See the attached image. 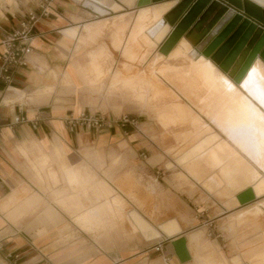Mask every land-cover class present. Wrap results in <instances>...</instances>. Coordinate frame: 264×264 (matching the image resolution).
<instances>
[{"label": "crops", "instance_id": "1", "mask_svg": "<svg viewBox=\"0 0 264 264\" xmlns=\"http://www.w3.org/2000/svg\"><path fill=\"white\" fill-rule=\"evenodd\" d=\"M173 1L54 0L50 15L37 20L25 63L12 71L9 84L0 83V264H164L165 258L170 264H248L244 261L246 254L232 251L227 240H197L196 233L211 226L218 229L234 212L238 211L237 219L244 217L242 212L249 209L240 212V208L256 199L253 196L243 203L238 201L246 192V171L252 177L257 172L264 177L254 166L259 163L264 168V128H259L254 115L246 114L235 101L233 107L211 108L224 96L222 86L231 84L264 113V70L260 64L256 62L236 86L218 66L195 51L200 36L193 31L169 56L157 55L154 63L164 58L185 61L188 65L185 70L168 66L148 77V85L157 97L173 99L161 86L159 73L165 78L175 77L170 83L176 84L187 98L199 92L198 100H208L202 113L207 120L206 128L219 134L222 149L237 153H231V157H212L211 162L204 157L200 164L205 168L198 166L200 159L185 163L192 166L189 173L197 181L195 191L190 190L189 194L178 192L172 179L165 182L148 166L146 159L163 162L170 155L166 150L171 147L159 127L160 135L143 122L135 127L114 123L102 129L70 130L67 126L68 120L85 113L112 121L118 119L99 95L87 89L94 88L105 74L99 58L102 52L115 56L112 40L120 45L119 33L130 18L125 44L129 37L136 43L140 38L149 48L146 51L159 53L173 28L157 44L146 31L162 16L163 13L155 16L161 6L174 4ZM38 2L0 0V63L4 41L20 30L21 21L29 13L38 12ZM104 2L114 3L119 9L114 11ZM144 50L142 46L140 51ZM124 52L132 56L128 44ZM120 77L121 73H115L110 81L114 90L124 84L129 94L137 92L133 86L139 76ZM174 110L180 113L177 108ZM209 116L217 119L212 122L207 119ZM16 118H22L23 122L15 123ZM249 118L252 119L247 122ZM227 134L231 136L229 140ZM148 137H154L156 142ZM246 145L256 146L252 158L239 153L245 155ZM226 165L231 166L229 172H225ZM134 170L151 173L154 182L162 185L157 196L172 200V208L163 212L173 215L168 221H175L181 229L173 236L175 239L169 240L159 230L167 221L157 227L154 222L160 216L150 221L146 190H136L137 196L145 201L141 208L129 201L133 185L139 179ZM198 182L210 190L222 188L223 194H219L224 199L209 194ZM146 183L143 178L141 184L145 187ZM255 185H250L249 190ZM133 211L153 229L156 227L162 237L149 240L139 234L131 223ZM182 213L186 218L180 216ZM190 228H195L193 237L185 235ZM211 232L216 235V230ZM180 238L185 240L180 242ZM158 245L160 252L155 251Z\"/></svg>", "mask_w": 264, "mask_h": 264}, {"label": "rangeland", "instance_id": "2", "mask_svg": "<svg viewBox=\"0 0 264 264\" xmlns=\"http://www.w3.org/2000/svg\"><path fill=\"white\" fill-rule=\"evenodd\" d=\"M130 23L131 18L128 20L124 30L119 33V46L113 43L112 40V48L117 51L115 56L110 55L108 52H102V56L99 58V63L103 73L105 74L100 77L99 82L96 83L94 88L87 87V89L91 93L99 95L103 102L109 106L112 114L118 119L121 116L126 115L130 119L135 120V126L137 123L141 122L148 123L150 124V127H153L156 131L157 135H160V132H157V127H159L162 132V137L164 136V139H166L165 142L169 145L168 147H171L166 150V152L170 151V155H167V159L163 160V162L146 159L148 166L152 167V171H157V174L160 178H163L165 182H167V179H172L176 184V190L178 192H181L182 194H189L190 190L195 191L196 179L189 173L190 167L192 166L185 165V163L195 161L198 157L201 159L200 162L198 161V166H200L201 161H204L202 159L206 157L203 156V154L208 151L209 145L214 146L217 140L218 150H215V156L213 157H231V153H237L231 150H228V152L226 149H222L221 143L219 142V134H215L214 132L211 133L210 129L206 128L205 124H207V120L202 113H204V109L208 105V100H198L197 95L200 94L199 92L191 94L189 98H187L177 89L176 84L172 82L170 83V81L176 80L175 77L168 75V77L165 78L163 74L159 73V76L162 75L160 77L162 80L161 86L168 94L172 95L173 99L166 98L163 95L161 99L157 97L155 90H153L151 85H148V77L152 78L155 72L158 73V71L168 66H171L172 68L178 67L177 69L180 68L185 70L188 66L186 65L187 62H182L181 60L166 61L163 58L154 63L157 55L161 53L152 52L151 50L146 51L149 48L140 38L136 43L132 42L129 37L127 43L125 44V32L128 30V27H130ZM100 37H102V35H100ZM127 44L132 49V56L129 57L126 56L124 52V47ZM142 46L145 47L143 52L140 51ZM115 73H121V79H131L135 76H139L136 82L137 84L133 86V90L137 92L129 94L124 84L119 85L118 90H114L110 85V81L113 79ZM204 73L205 70L203 69V74ZM182 80H185V78ZM174 108H177L180 113L175 111ZM161 114H165L167 117H164ZM195 121L197 124L194 123ZM161 123L165 124L167 127L163 128ZM230 137L231 136H228L227 134V140H229ZM148 138L149 140L156 142L154 137ZM247 145H252V143H247ZM219 147L221 148L220 150ZM244 150L247 149L244 148ZM159 151L162 153L161 149ZM245 155L249 157L248 153H245ZM183 166L188 172L183 168ZM200 167L205 168V165H201ZM223 167L225 168V171H229L231 168L230 165ZM245 173L244 182L246 185V191L249 190L250 185L257 184V182L263 177H260L257 173H255V175L260 178L259 179L257 176L252 177L247 171ZM208 175H210V172L206 173L204 177ZM134 176H137L139 179L137 183H134L133 185L132 196L128 198L132 205L139 209L141 208L142 203L145 204L146 201L150 209V221L152 222V220L160 216L159 218L161 221L159 220L157 223L154 222L156 227L160 225L163 220L168 221L171 219L173 215H168V213H164L163 210L167 211L172 208V200L167 197L162 198L157 196V190L162 189V185L154 182L155 179L149 172H137L134 170ZM143 178L147 180V185L145 187L141 184V180ZM255 178H258L259 180ZM198 183L200 184L199 186H202V188L209 194L215 195L216 198L224 199L225 196L219 194L220 192L223 194L222 188L214 191L208 189L205 185H203L204 183ZM142 188L146 190V193L148 194L145 201L143 199V202L136 194V190ZM182 200H184L183 197ZM225 207L227 208V205H225ZM246 209L249 210L242 212L244 217L237 219L236 215L238 211L234 212L230 217L225 218V220L221 223L219 222L220 224L218 225V229L211 226L208 230H201L202 233H196V236L199 237L196 239L227 240L232 251L246 254L244 256L245 263L264 264V195L246 203L239 211L241 212ZM174 215L177 216L179 214ZM181 215L186 218L185 213L180 214V216ZM191 217H193V215ZM213 229L216 230V235L211 232ZM186 231L185 235H188L187 237H191L193 233H195V228H190ZM175 238L176 237H173L169 240H173ZM150 239H152V237H150L149 240Z\"/></svg>", "mask_w": 264, "mask_h": 264}, {"label": "water", "instance_id": "3", "mask_svg": "<svg viewBox=\"0 0 264 264\" xmlns=\"http://www.w3.org/2000/svg\"><path fill=\"white\" fill-rule=\"evenodd\" d=\"M162 1L168 0H151L152 3ZM183 1L168 14L174 13ZM209 10L211 16L205 20ZM168 14L165 19L173 29L159 53L166 56L183 36L195 29L201 34L194 46L196 50L236 85L243 80L257 56L264 62V6L252 0H189L173 22ZM224 19V24L218 27ZM199 22L206 23V27L199 26Z\"/></svg>", "mask_w": 264, "mask_h": 264}, {"label": "bare ground", "instance_id": "4", "mask_svg": "<svg viewBox=\"0 0 264 264\" xmlns=\"http://www.w3.org/2000/svg\"><path fill=\"white\" fill-rule=\"evenodd\" d=\"M175 3L174 4H170V5H167V6H161L162 7V10L158 11V13H156L155 16H162L159 18L158 22L152 26L150 29H148L146 31V35L155 43L157 44L158 42H160L167 34L168 32H170L171 30V26L169 25V23L167 22V20L165 19V16L167 15V12H169L172 8H174L175 6H177L176 4L179 2V0H174ZM173 1V2H174ZM253 2H255L256 4L260 5V6H264V0H252ZM172 2V1H170ZM131 3V1H130ZM169 3V2H167ZM189 3V0H185L183 1L182 5L177 9L175 10L174 13H171L170 15L168 14V19L173 22V20L176 18V16L188 5ZM103 4L107 5V6H110L112 10L116 11L119 9V6L114 4V3H108V2H104ZM92 9H94L96 12L100 13V14H103L104 12L101 11V10H98L96 9L95 7H92ZM164 11V12H163ZM211 14V10L208 11V13H206L204 19L206 20L208 18V16ZM211 16V15H210ZM215 16V12L213 14V16L211 17V19ZM217 16V15H216ZM226 19H224L223 21H221V23L219 22L218 23V27L220 25H223L224 22H225ZM207 22H209V20H207ZM203 24L202 22H199V26ZM220 24V25H219ZM203 27H206V23L202 25ZM195 32L197 35L201 36L200 33H198L195 29H191L190 32ZM189 32V33H190ZM189 33H187L186 35H188ZM185 35V36H186ZM183 36L179 41L178 43L169 51V53L164 56V57H167L169 56L175 49L176 47L180 44V42L184 39ZM195 51L200 54L196 48L194 47ZM162 55V54H160ZM163 56V55H162ZM202 56V55H201ZM204 59L206 60H209L208 58L202 56ZM210 61V60H209ZM211 62V61H210ZM258 63L262 66L263 70H264V62L259 58V56H257V58L255 59V61L252 63L251 67L249 68L248 72L250 71V69H252V66L255 64V63ZM214 66L215 64L213 62H211ZM257 64V65H258ZM259 65V66H260ZM216 67V66H215ZM258 67V66H257ZM257 69V68H256ZM258 70V69H257ZM247 72V74H248ZM247 74L245 75V77L247 76ZM249 75V74H248ZM262 75V74H261ZM245 77L243 78V80L245 79ZM228 78V77H227ZM229 79V78H228ZM242 80V81H243ZM248 80V79H247ZM262 80V79H261ZM232 81V80H231ZM242 81L240 82V84L242 83ZM260 81V80H258ZM257 81V82H258ZM233 82V81H232ZM249 82V81H248ZM234 84V82H233ZM240 84L236 85V86H239ZM256 84V83H255ZM254 85V84H253ZM249 86V85H248ZM222 89L224 90L225 94L224 96H221L220 97V101L216 102L215 105L211 108V109H214V108H227V107H233V103L235 101V103H238L239 105L238 106H241L242 109L245 111L246 114H253L254 117L256 118L257 122H258V125H259V128L263 129L264 128V113L258 109L255 104L252 102V100H250L244 93L242 92H239L237 88H235L233 85L231 84H225L224 86H222ZM263 89V88H262ZM246 92V91H245ZM250 93V92H249ZM248 94V93H247ZM251 94V93H250ZM253 94V93H252ZM249 95V94H248ZM255 95V94H254ZM237 98H239V100L237 101ZM222 99V100H221ZM259 100V99H258ZM260 101V100H259ZM263 107V106H262ZM210 111V110H209ZM209 120H211L212 122L215 121L217 118H214L212 116H209L208 118ZM250 119L252 118H249V119H246V121L248 122ZM254 119V118H253ZM255 120V119H254ZM218 121L220 123V118H218ZM196 123V121L194 122ZM197 124V123H196ZM194 125V124H192ZM218 144H214V146H210L208 147V151L206 153L203 154V156H206V161L207 162H211V158L213 156H215V150H218L217 147ZM221 148L219 147V150ZM246 149L247 150H244V147H243V151L245 153H248V156L250 158L253 157V154H254V149L255 147L253 146H247L246 145ZM206 151V150H205ZM204 151V152H205ZM239 153L242 155V157L244 158H249L247 157L246 155H244L243 153H241L239 151ZM200 158L197 157L196 160H198ZM201 160V159H200ZM178 162V161H177ZM179 163V162H178ZM197 166V165H196ZM255 168H257L259 171L263 172L264 173V168L261 164H257V165H254ZM253 168V167H252ZM225 172H229V171H225ZM258 173V172H257ZM260 176V175H259ZM264 195V177H262L258 182L257 184L252 187L250 190L246 191L245 193L241 194L239 197H238V201L240 203H243L247 200H249L250 198H252L253 196L254 197H260V196H263ZM248 198L245 200V198ZM131 218H132V221L131 223L133 224V226L136 228V230L138 231L139 234L143 235V237L145 238H155V239H159L161 238L162 236L160 235V233L153 229L145 220H143L139 214H137L136 212H132L131 213ZM159 230L166 236V237H173L174 235L178 234L181 229L180 227L178 226V224L175 222V221H167L166 223L162 224L159 226ZM151 240V239H150ZM179 240H183V239H179Z\"/></svg>", "mask_w": 264, "mask_h": 264}, {"label": "built area", "instance_id": "5", "mask_svg": "<svg viewBox=\"0 0 264 264\" xmlns=\"http://www.w3.org/2000/svg\"><path fill=\"white\" fill-rule=\"evenodd\" d=\"M53 1L54 0H39L38 12L29 13L27 17L21 21L20 30L7 37L4 41L5 52L1 57L0 63V83L9 84L11 82L12 71L25 63L27 56L31 52L29 43L32 37V29L38 19L46 18L50 15ZM21 122H23L22 118L15 119V123ZM114 123L119 124L121 127H134L136 122L126 115L112 121L104 116H92L85 113L81 114L76 119L68 120L67 126L70 130L77 127L102 129L103 127H111ZM155 251L160 252L161 246H156ZM164 264H170L168 258L164 259Z\"/></svg>", "mask_w": 264, "mask_h": 264}]
</instances>
